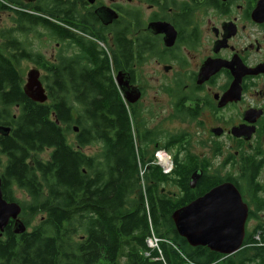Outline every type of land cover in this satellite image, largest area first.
<instances>
[{
  "label": "trees",
  "instance_id": "obj_1",
  "mask_svg": "<svg viewBox=\"0 0 264 264\" xmlns=\"http://www.w3.org/2000/svg\"><path fill=\"white\" fill-rule=\"evenodd\" d=\"M61 5L62 0H0V12L12 13L15 23L11 29L0 28V127L11 128L8 136L0 134V167L2 155L7 157L0 176L4 197L21 203L27 226L21 234L5 230L0 264H214L221 255L190 246L171 215L225 180L236 181L231 175L209 173L204 164L202 177L191 188V176L203 164L193 158L184 162L175 156L170 172L157 163L146 169L153 160L141 155L129 110L107 72V59L93 48L86 64L76 56L53 63L19 38L39 27L58 41L63 34ZM22 59L47 72L45 104L25 95L24 77L16 66ZM184 136L173 135L165 149L177 143L185 149ZM96 143L99 154L84 151ZM45 150L51 152L43 160L38 155ZM252 169L251 175L248 164L246 182L255 184L259 166ZM168 183L179 193L163 188ZM13 187L27 198L17 199ZM38 214H43L41 221L32 225ZM150 221L159 236L183 250L163 243L165 260L157 253L146 257ZM260 226V244L238 260L230 257L227 264H264V224Z\"/></svg>",
  "mask_w": 264,
  "mask_h": 264
},
{
  "label": "flooded vegetation",
  "instance_id": "obj_2",
  "mask_svg": "<svg viewBox=\"0 0 264 264\" xmlns=\"http://www.w3.org/2000/svg\"><path fill=\"white\" fill-rule=\"evenodd\" d=\"M257 3L258 0H62L63 34L56 41L58 54L53 60L46 58L62 64L65 58L76 56L86 64L85 56H91L95 48L101 59H107V72L129 110L132 125L135 118L139 122L138 133L134 132L143 158L153 160L146 165L148 170L156 164L162 140L168 142L174 135L159 128L161 114L167 108L165 100L169 105L166 117L206 124L214 139L228 136L236 141L240 148L227 162L235 164V174L231 176L249 209L245 238L238 252L260 244L257 240L263 228L260 226L256 237L249 230L250 221L264 224V145L254 143L256 136L264 137V22L252 17ZM108 12L115 17L108 20ZM69 31L73 34L68 35ZM237 71L242 72L240 96L221 106L223 96L237 79ZM119 77L128 81L131 99L139 94L136 101L124 98ZM201 79L205 80L200 83ZM153 101H157L155 106L151 105ZM238 105L242 109L237 113ZM228 109H236V114L227 115ZM249 111L252 112L248 114ZM153 120L156 125L151 127ZM241 125L255 127L250 140L232 134V129ZM218 128L223 130L221 135L214 131ZM93 145H98L99 150L90 155L99 154L101 145ZM209 153L223 156L224 144L218 142ZM204 164L209 173L217 175L206 162L199 170L203 171ZM248 164L251 175L252 167L259 166L255 184L246 182L251 176L248 172L246 177ZM13 191L19 199L17 189L13 187ZM20 218L23 220L22 213ZM13 226L11 219L6 229L13 231ZM4 232L0 231V239ZM217 254L221 255L219 261L234 255Z\"/></svg>",
  "mask_w": 264,
  "mask_h": 264
},
{
  "label": "water",
  "instance_id": "obj_3",
  "mask_svg": "<svg viewBox=\"0 0 264 264\" xmlns=\"http://www.w3.org/2000/svg\"><path fill=\"white\" fill-rule=\"evenodd\" d=\"M108 20L115 17L111 12L107 13ZM256 22H264V0H258L257 6L252 14ZM250 72V71H247ZM207 72L204 71V75ZM242 72L237 71V79L231 89L223 96L221 106L234 98H239ZM39 68H31L27 73L24 84L25 95L40 104H45L49 95L44 82L41 79ZM208 78V77H207ZM205 79L199 80L201 83ZM118 82L124 93V98L136 101L140 96L136 94L134 98L128 96V81L123 77L118 78ZM252 111H249L250 114ZM78 131V127L74 128ZM217 135L223 133L222 129L214 130ZM11 128L0 127V134L8 136ZM255 132V127L237 126L232 129L235 137H244L250 140ZM203 171L196 170L190 179L191 188H195ZM248 205L243 201L241 192L231 181L222 182L208 192L196 198L189 204L176 209L172 213V219L178 234L185 238L192 247H208L211 251L231 255L238 252L245 238V226L248 217ZM22 206L18 202H8L3 197L2 178L0 176V231L3 233L9 222L14 220L13 231L16 234L24 233L27 226L20 218Z\"/></svg>",
  "mask_w": 264,
  "mask_h": 264
},
{
  "label": "rangeland",
  "instance_id": "obj_4",
  "mask_svg": "<svg viewBox=\"0 0 264 264\" xmlns=\"http://www.w3.org/2000/svg\"><path fill=\"white\" fill-rule=\"evenodd\" d=\"M15 26V23L13 21V14L10 12H0V28L1 29H11L12 27ZM39 30V31H38ZM19 38L21 40H24L28 49H32L33 51H39L42 54H44V56L47 59L53 60L56 58L57 54H58V48H57V42L52 39L47 33L46 31H44V29L39 28L37 29V32H33L30 33L28 35H19ZM0 46H1V40H0ZM18 70L23 74L24 77V82H26L27 79V73L31 68L37 67L39 68V70L41 71V79L43 82L44 81V76H45V72L38 67L36 64H34L32 61L28 60V59H22L18 62V64H16ZM154 87H157L158 85L153 83ZM158 98H154V100H157ZM157 101H153L151 103L152 106H155ZM164 104H167V108H165L164 112L161 114V122H160V126L159 128L162 129L163 131L167 132L168 134H185V149L181 148L182 147V143L178 144L174 147H171L170 149H165V143L162 140V143L160 144V148L159 150L156 152L155 155V162L157 164H159L161 166V168L163 169L164 172L172 170L173 168V159L175 156H178V158L180 160H183L184 162H189L192 158L195 159L197 161L198 164H200V162L202 163H208L211 166V171L213 173H216L217 175H220L221 177H225L228 175H233L235 174V164L234 163H228V159L230 156H234V152L235 150L239 149L240 146L236 143V141H234L233 139H231L228 136H225L223 138L220 139H214L213 137L210 136V133L208 131V125L206 124H200V123H193L190 121H186L184 119H181L180 117L177 118H171V117H166L168 114V112H166V110L169 109V105H168V101L165 100L163 102ZM154 109V108H152ZM242 109V107L240 105L237 106V113ZM226 114L230 115V114H236V109H228ZM149 118H153V117H149ZM139 122L137 121V119L135 118L133 120V129L138 133L139 130ZM156 125V121L153 120L151 122V127H154ZM262 139V141H261ZM68 141L70 143L74 142V133H69L68 134ZM223 143L224 144V148H225V153L223 156L218 155V154H210V150L213 147V145L217 144V143ZM255 145H260L261 146L264 145V137H259L256 136L255 137V141H254ZM99 150V146L98 145H93V146H89L86 147L84 149V151L87 154H94L95 152H97ZM264 150V149H263ZM50 150H45L42 153H39L38 157H40L41 159L45 160L49 157L50 155ZM165 156L167 159H169L170 161V166H167L165 164L162 163L161 161V156ZM7 161V157L5 155H2V166L0 167V172H2V170L4 169V166L6 164ZM140 175L143 178L144 173H145V165L141 164L140 165ZM264 177V174H263ZM145 185H146V181L145 179L142 180V188H143V192L145 190ZM163 188L174 192V193H179V189L178 187L174 184V183H168L163 185ZM17 189V188H15ZM17 196L19 199H24L26 198V194L20 190H17ZM42 215L43 214H38L36 215L33 220H32V225H36L38 224L41 219H42ZM260 223H257L256 220H252L250 221V223L248 224L249 226V230L251 231V233H253V235H256L257 237V233L260 230ZM163 238V237H162ZM166 240H168L169 242L171 241L168 238H164ZM172 242V241H171ZM173 243V242H172ZM170 245V244H167ZM173 245H175L173 243ZM175 248V247H174ZM178 250H183V248H177ZM244 251H240L237 252L236 254L232 255L231 258H234L236 260H238L239 256L241 253H243ZM224 257H228V256H224ZM221 258V257H220ZM219 258V259H220ZM219 259L215 262V264H227L228 262V258L224 259L223 261H219Z\"/></svg>",
  "mask_w": 264,
  "mask_h": 264
},
{
  "label": "built area",
  "instance_id": "obj_5",
  "mask_svg": "<svg viewBox=\"0 0 264 264\" xmlns=\"http://www.w3.org/2000/svg\"><path fill=\"white\" fill-rule=\"evenodd\" d=\"M170 162V161H169ZM167 166H170V163L169 165L167 164ZM146 243H147V246H148V249L144 252V255L146 257H150L152 255V253H157L161 259L165 260L164 259V254H163V243H166V244H170L171 246H174L173 243L162 237H160L154 230V227L150 221V232H149V235L146 239Z\"/></svg>",
  "mask_w": 264,
  "mask_h": 264
},
{
  "label": "bare ground",
  "instance_id": "obj_6",
  "mask_svg": "<svg viewBox=\"0 0 264 264\" xmlns=\"http://www.w3.org/2000/svg\"><path fill=\"white\" fill-rule=\"evenodd\" d=\"M160 159H161V161H162L163 164H165V165L168 164L169 165V163H170L169 162V159H167L165 156L162 155Z\"/></svg>",
  "mask_w": 264,
  "mask_h": 264
}]
</instances>
